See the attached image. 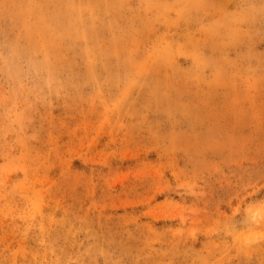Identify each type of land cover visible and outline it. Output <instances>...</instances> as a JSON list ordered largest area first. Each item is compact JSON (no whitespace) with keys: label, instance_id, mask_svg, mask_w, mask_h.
Here are the masks:
<instances>
[{"label":"rangeland","instance_id":"obj_1","mask_svg":"<svg viewBox=\"0 0 264 264\" xmlns=\"http://www.w3.org/2000/svg\"><path fill=\"white\" fill-rule=\"evenodd\" d=\"M0 264H264V0H0Z\"/></svg>","mask_w":264,"mask_h":264}]
</instances>
